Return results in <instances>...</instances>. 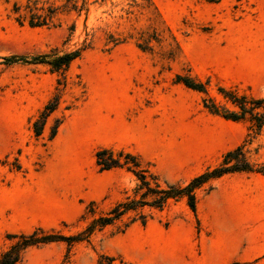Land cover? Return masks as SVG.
Instances as JSON below:
<instances>
[{"label": "rangeland", "instance_id": "374dc122", "mask_svg": "<svg viewBox=\"0 0 264 264\" xmlns=\"http://www.w3.org/2000/svg\"><path fill=\"white\" fill-rule=\"evenodd\" d=\"M75 1L33 28L18 21L27 4L66 0H0V252L9 235L75 236L126 197L140 199L133 172L100 170V149L137 156L151 186V175L185 186L242 144L264 163V129L204 107L232 109L220 88L264 98V0ZM76 50L66 71L34 60ZM57 98L37 137L33 123ZM196 194V213L186 199L144 207L88 241L30 248L20 264H264V174L226 175Z\"/></svg>", "mask_w": 264, "mask_h": 264}, {"label": "trees", "instance_id": "16d2710c", "mask_svg": "<svg viewBox=\"0 0 264 264\" xmlns=\"http://www.w3.org/2000/svg\"><path fill=\"white\" fill-rule=\"evenodd\" d=\"M77 1L66 0V4L55 7L54 5L41 6L34 2L27 4V14H20L18 21L23 23L28 17L30 27H43L52 23L53 18L57 15L60 9L69 8L68 11L76 10ZM70 5V6H69ZM83 9H79V11ZM15 11L19 13L20 7L16 6ZM81 54L80 50L65 53L63 55H48L39 56L34 59L40 63H45L53 67L56 71H66L71 62L78 58ZM13 63L14 58L8 59ZM177 81L183 83L186 87L198 91L206 92L205 85L202 82L195 81L189 77L177 76ZM220 93L223 98L232 106V109L226 108L224 105L217 103L213 99H204V107L211 113L220 115L226 120L238 122L248 121L250 129L256 134H260L264 129V98L248 97L246 95H238L235 92L228 91L225 88H220ZM59 105V99L50 101L44 108L39 119L33 123V130L37 137L41 136L44 126L48 118L56 111ZM56 131L53 132V136ZM122 158L125 162H122ZM96 164L101 171H109L117 168H127L133 172L140 184L137 188V193L141 192L140 199L126 197L123 201L117 203L107 213L94 217L84 231L75 236L56 235L54 233H46L42 228H36L30 234H14L9 235L13 243L4 251L0 252V264H20L28 249L40 247L54 242L66 241L69 245L74 242L88 241L90 237L99 230L108 226L114 225L130 212H137L144 207H151L162 210L170 200L186 199L187 204L192 212L197 210V190L204 185L221 179L222 177L236 173H260L264 174V163L254 162L249 152L245 149V145H239L236 148L227 151L222 158V161L213 168L207 169L202 174L194 177L185 186H177L167 184L163 187L158 179L150 176L154 183L151 186V181L148 180L147 171L141 167L137 156L123 150L115 153L112 149L103 148L96 152ZM139 219L143 224L146 223L147 216L140 213ZM137 221L134 218L131 223ZM128 226V225H126ZM61 264H65L64 262Z\"/></svg>", "mask_w": 264, "mask_h": 264}]
</instances>
